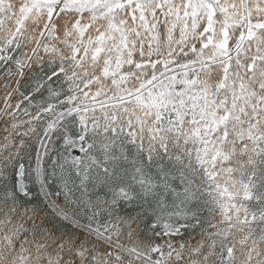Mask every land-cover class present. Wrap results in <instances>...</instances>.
Wrapping results in <instances>:
<instances>
[{
  "label": "snow or ice",
  "instance_id": "snow-or-ice-1",
  "mask_svg": "<svg viewBox=\"0 0 264 264\" xmlns=\"http://www.w3.org/2000/svg\"><path fill=\"white\" fill-rule=\"evenodd\" d=\"M0 264H264V0H0Z\"/></svg>",
  "mask_w": 264,
  "mask_h": 264
}]
</instances>
